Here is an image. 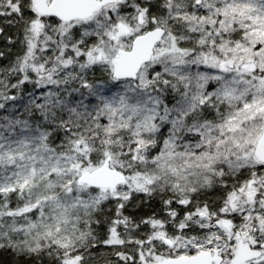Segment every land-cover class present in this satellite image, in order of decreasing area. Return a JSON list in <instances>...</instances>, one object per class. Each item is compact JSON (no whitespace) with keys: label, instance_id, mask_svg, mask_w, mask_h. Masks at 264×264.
Wrapping results in <instances>:
<instances>
[{"label":"snow or ice","instance_id":"obj_1","mask_svg":"<svg viewBox=\"0 0 264 264\" xmlns=\"http://www.w3.org/2000/svg\"><path fill=\"white\" fill-rule=\"evenodd\" d=\"M0 18V250L264 264V0H0Z\"/></svg>","mask_w":264,"mask_h":264},{"label":"trees","instance_id":"obj_2","mask_svg":"<svg viewBox=\"0 0 264 264\" xmlns=\"http://www.w3.org/2000/svg\"><path fill=\"white\" fill-rule=\"evenodd\" d=\"M0 51H4L0 48ZM7 63L6 60L0 61V66H4ZM142 213H149V207L148 205H145L142 209H136L134 211H127L125 214L126 215H131L134 217H141L143 216ZM0 264H24L23 261H18L15 257L11 255V253L0 250Z\"/></svg>","mask_w":264,"mask_h":264},{"label":"rangeland","instance_id":"obj_3","mask_svg":"<svg viewBox=\"0 0 264 264\" xmlns=\"http://www.w3.org/2000/svg\"><path fill=\"white\" fill-rule=\"evenodd\" d=\"M0 27H5V31H6V33H8V34H11V33L14 31V29L8 28V27L5 25L3 18H0ZM5 45H6V41H5L4 37H0V48H1L2 50H4V51H6V47H5ZM141 199H142V198H141ZM133 203H136V201H133ZM134 210H136V209L133 208V207L130 205L128 211H131V212H132V211H134ZM147 214H149V213H147ZM142 215H145V213H142ZM105 251H108V250H105ZM101 264H103V261H101Z\"/></svg>","mask_w":264,"mask_h":264}]
</instances>
